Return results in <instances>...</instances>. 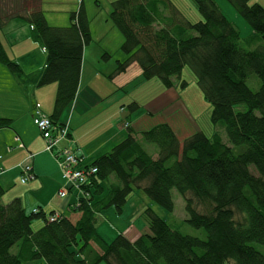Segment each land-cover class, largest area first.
I'll use <instances>...</instances> for the list:
<instances>
[{
  "label": "trees",
  "instance_id": "1",
  "mask_svg": "<svg viewBox=\"0 0 264 264\" xmlns=\"http://www.w3.org/2000/svg\"><path fill=\"white\" fill-rule=\"evenodd\" d=\"M0 1V33L11 20L21 19L31 27V40L47 54L42 69L26 74L9 57L0 37V64L25 87L57 84L52 115L35 105L33 120L45 143L35 123L38 110L51 120L55 135L68 129L66 138L49 153L55 156L59 150H72L63 144L71 138L68 118L79 91L84 51L92 42L84 0L71 13L67 27L49 25L40 9L41 0L32 4L23 0L27 6L22 9V0H16L18 5ZM227 1L253 30L252 39L245 40L262 41L254 49L241 47L240 29L215 0H193L203 18L196 23L171 0L114 1L110 20L124 37L122 51L127 58L118 61L109 78L137 65L143 82L157 78L172 89L174 78L181 80L184 68H190L212 107V124L225 129L233 146L219 133L209 137L196 131L182 139L165 121L140 132L129 129L123 141L91 164H84L81 157L83 168L97 172L88 175L77 190L69 189L64 181L63 189L69 192L62 199L70 195L75 199L66 214L46 212L42 207L29 211L20 198L3 204L5 190L0 184V264L41 260L47 264H264V254L256 247L264 246V6L251 4L252 0ZM28 5H32L29 12ZM105 56L109 60L110 55ZM252 75L260 81L256 90L248 84ZM186 85L181 82L182 87ZM242 104L247 110L237 111ZM139 108L137 103L130 104V114ZM12 126L11 118L0 116V130ZM139 137L157 147L156 156L147 152ZM31 155L29 160L34 158ZM59 156H55L57 162ZM23 167L25 184L35 174L32 168L33 178L23 182ZM135 189L169 212L174 211L172 191L177 190L186 204L187 223L204 229L207 238L175 230L148 208L151 234L132 241L118 234L106 242L98 233L99 215L112 207L122 215ZM57 213L60 217L51 221ZM69 213L79 214L78 220ZM37 219L43 225L34 230ZM15 246L18 250L13 253Z\"/></svg>",
  "mask_w": 264,
  "mask_h": 264
},
{
  "label": "rangeland",
  "instance_id": "2",
  "mask_svg": "<svg viewBox=\"0 0 264 264\" xmlns=\"http://www.w3.org/2000/svg\"><path fill=\"white\" fill-rule=\"evenodd\" d=\"M6 1L7 4L12 5H18V2L14 0V2L10 3L12 0H3ZM44 5V11L48 15L49 20L51 22V26H56L59 22V19H64L65 24H69V21L65 18V11L71 10L73 7L74 1L76 0H62L64 1L63 4H57L53 3L54 0H43ZM116 0H85V4L88 8L89 13V19L91 20V23L93 25L92 31V42L87 45L89 48L88 50V62L86 65V72H85V82H87L89 79L95 78L93 76L94 72L96 70H103L104 68L110 71V73L115 72L118 61H124V53L122 51V45L124 42V37L121 34V32L117 29V27L113 24V22L110 20V13L112 11V3ZM221 11L224 15L227 16L231 22H233L241 32V36L243 40L241 41V47L246 50H252L258 44L262 43V41H258L256 43L250 42L251 35L253 33V30L251 26L246 22V20L232 7V5L227 0H215ZM1 2V1H0ZM58 2V1H56ZM61 2V1H60ZM177 4H179V10L184 15L187 16L191 22L196 23L199 22V20H203L201 14L198 11V8L196 4L193 2V0H175ZM258 2L264 5V0H252L251 4ZM62 3V2H61ZM80 3V0L78 1ZM27 6V3H23V0L21 2L20 8L22 9L23 6ZM75 8V7H74ZM74 9H72L71 12H73ZM70 12V13H71ZM69 13V14H70ZM70 16V15H69ZM64 17V18H63ZM61 24L63 21H60ZM66 25V26H67ZM63 27V26H61ZM27 30L29 31V27L27 25ZM1 37V33H0ZM246 38H249V42L245 40ZM105 49L107 52H105ZM110 55V59L106 60L105 54ZM108 62H110L111 66H107ZM36 64V62H35ZM37 67L40 66L39 61V55L37 59ZM99 80L104 81L105 83H101V86L106 85L110 91H107V95L113 92L117 91V87L113 86L110 83V79H107L106 77L100 76L95 78L94 83L95 86H98ZM176 82V86L172 89H167L163 86L162 82L155 78L152 81L149 82L148 85L141 88L139 91L129 90L132 93L129 96H124V94L121 91H117V93L113 97H109L106 101H104V104H99L95 107H91L88 114H86L84 117L82 116L81 112L74 111L73 116V123L72 127L74 129H77L81 125H84L85 127L80 129L81 132L85 133V130L88 129L89 126H92L93 124H96L94 121H91L88 125L89 120L92 119V117H96L98 120L99 118H102L104 115H114V121L113 124L116 128H123L125 130L124 135H127L128 130L124 127V124L126 122V115L130 114L129 105L131 104V99L133 96L143 99L147 96H158L165 98V95L170 94V96L174 97L173 101L169 102L168 105H166V111L160 112V114H157L156 116L158 118L164 117L165 113H169L172 111H177L175 108L179 110L178 105H182L181 107L185 110L186 117L190 121V125L192 126L191 132L194 133L196 131H203L207 136L212 137L215 133H219L223 141L229 145L233 146L228 139V136L226 134V131L221 126H215L211 122V112L212 107L211 105L205 100V97L203 95L202 90L197 84L196 78L193 74V72L190 70V68L185 67L182 73L181 80L174 78ZM185 81L187 82V85L185 87L181 86V82ZM139 83V82H138ZM140 84V83H139ZM249 86L256 90L260 86V81L256 77V75H252L248 79ZM23 86V84L20 82L18 77L13 74L7 67L0 64V114H8L12 115L14 112L13 104L16 102L14 100L15 97H13L12 90L14 93H17V90H19ZM139 86V85H137ZM96 88V87H95ZM112 89V90H111ZM5 90V91H4ZM124 96V97H123ZM121 97H123L121 99ZM13 103V104H12ZM108 104V105H107ZM143 105V104H141ZM42 107V106H41ZM122 108H126V112H121ZM43 109V108H42ZM140 110V108H139ZM137 110V111H139ZM247 110V106L242 104L237 106V111H245ZM136 111V112H137ZM143 111V110H142ZM194 120L195 123L192 121ZM26 126V129L28 126ZM128 128V127H127ZM101 131H96L92 133L93 135H90L84 139L82 144L87 143L88 141L94 140L98 134ZM6 133L2 131L0 133V142L2 140H9V146L0 147V157L1 158H8V154H13L14 160L18 159L19 154L21 153L19 151L20 148L16 151V145L17 143L12 141V131H8L6 134L7 136L4 138H1L3 134ZM79 131L77 132V134ZM183 135H186V132H184ZM141 139V143L144 144V147L146 148L147 152L151 154L152 156H156V150L157 147L153 144L146 143L142 137H139ZM116 142H120L119 139ZM117 143V144H118ZM12 147V151H8V148L10 149ZM6 148V149H5ZM21 150V149H20ZM81 157V156H80ZM4 162L0 160V163ZM252 171H255L254 168H251ZM49 170H52V166L49 165ZM6 181L10 182L11 179L13 180L11 183L12 190L9 192H23L24 190L28 189L27 185L24 186L21 184V177L22 172L17 171L14 173H11V171L6 170ZM16 173H19V175L16 176ZM8 198L2 199L3 201L9 200L10 194H7ZM172 197L174 201V211L169 212L163 207L157 205L153 201H151L146 194L140 190L135 189L133 195L129 199L127 205L124 207L123 211L125 213L124 216H121L117 213L116 209L114 207L109 208L105 211H103L98 218V233L101 235V237L106 242H112L116 236L119 234L118 231H122L125 235L129 236L130 239H135L134 232H140L139 234H151L150 230V223L149 218L146 214V210L148 208H151L158 216L163 218L170 224L172 228L175 230H179L185 235H191L195 236L201 239L207 238V233L204 229H196L189 225L187 223V219L189 218L187 211H186V204L181 196V194L177 190L172 191ZM62 199V198H59ZM75 200V199H74ZM2 201V202H3ZM201 210V209H200ZM205 210V209H204ZM203 209L201 211H204ZM58 214V213H57ZM60 216V214H59ZM69 217L72 216L71 213L68 215ZM76 217H79V214L75 213V216L73 220L76 219ZM42 220L37 219L33 222V229L38 230L42 226ZM121 233V234H122ZM256 247L259 251H261L264 254V246L256 244ZM18 250V247L15 246L12 249L13 253H16ZM22 264H47L45 260L42 261H35L33 263H22ZM226 264H233L232 261H228Z\"/></svg>",
  "mask_w": 264,
  "mask_h": 264
},
{
  "label": "crops",
  "instance_id": "3",
  "mask_svg": "<svg viewBox=\"0 0 264 264\" xmlns=\"http://www.w3.org/2000/svg\"><path fill=\"white\" fill-rule=\"evenodd\" d=\"M32 1L33 0H27V3L32 4ZM64 1L54 0L53 3L63 4ZM78 1L79 0H76V2L74 1L73 3V12L76 11L79 7ZM171 1L179 8V4H177L175 0ZM43 2L44 1L41 0L40 9L44 12L49 25H52L48 15L44 11ZM85 8L88 13V8L86 4ZM25 9L29 12L32 9V5H28V7H26ZM72 9L65 11V15H63L65 16L67 21H69L68 25L65 24L66 21L64 19H59V22H57L58 24L53 27L69 26L71 24L69 15H71ZM60 21H63V23L61 24ZM89 21L91 35L93 36V25L90 19ZM27 25L28 24L21 19L11 20L1 31V40L9 57L21 66L24 73L30 74L42 69L45 66L47 54L43 48H41L39 45H37L31 40V27L28 25V31ZM88 50L89 48L86 47L84 51L83 68L79 91L76 97L75 105L70 113L72 116L74 111L78 110V112H81L82 116L84 117L86 114H88L91 107H95L99 104H104V101H106L109 97H113L118 90L121 91L124 96H129L132 93L129 90L137 92L141 90V88L149 84L150 81H142V72L137 65L131 66V68L126 73H123L112 79H110L109 77L114 72L110 73V71L105 68L103 70H96L93 74L95 78L103 76L107 79H110V83L113 86L118 85L117 91L113 92V90L111 89L112 93L106 96L108 93L107 91H110V89L106 85L101 86L102 82L105 83L104 81L98 79V86H95V78L89 79L87 82H85V70L88 62ZM105 52L108 53L106 49ZM38 55L41 67H37ZM126 58L127 56L124 55V59ZM107 66H111L110 62H108ZM57 88V84H51L38 89H34L32 85L28 87L21 86V88L17 90V93L19 94L14 93V91L12 90L13 97H15V95L17 96L14 98L16 102L14 104L12 103V109L14 110V113L12 115L0 114L1 117H7L13 120L12 128L0 130V133L2 131L6 133L8 131H12V141L14 143H17L15 149L16 151L18 150V148L21 149H19L21 153L19 154V157L16 160H14V153L8 154V158L6 159L0 157V160L4 161L0 163V184L5 190V194L2 199L8 198L7 194H10L9 200L3 201L1 199V202L3 201V204L10 203L14 199L20 198L23 201V204L26 209L29 211L34 210L38 207H42V209H44L46 212L57 211L62 214H66L69 211V205L74 202V197L72 195L68 196L66 199H59V191L62 190L64 186H66L62 178L61 169L59 167V163L55 159V156L46 151V143L42 138L39 130L35 126L33 120L35 113V105H39L41 110L46 115H52L54 110L55 97L57 94ZM123 97H121V99ZM173 99L174 97L170 96V94L165 95V98L158 96H147L143 99H140L133 96L131 99V104L137 103L140 107V110L133 114L126 115V122L130 126L127 129V127H125L126 124H124V127L128 131L129 129H132L135 132H140L142 130L150 129L153 126L165 121L174 127L179 137H181L182 139L186 138L187 136L192 134V126L190 125V121L186 117V113L184 112L185 108L183 109L181 107L182 105H178L179 110L175 108L177 110L175 112L172 111L169 113H165L164 117L158 118L156 116L157 114H160V112L166 111V105H168L169 102L173 101ZM126 110V108H122L121 112L125 113ZM71 115L68 118V123L71 129V138L68 142L64 143L63 145L71 148L76 152V154L83 157L84 164L89 165L100 156L109 153L117 145L118 142L116 141H118V139L121 142L128 135V133L127 135H124L125 130L123 128L119 129L115 127V125L113 124L114 115H104L98 120H96V117H92V119L89 120L86 125H88L91 121H94L96 124L89 126L88 129L85 130V133L80 131V129L83 130V128L85 127L84 125H81L77 129H74L72 127L73 117H71ZM61 122L65 123L66 120H61ZM192 122L195 123L194 120ZM24 124L28 126L27 129ZM78 131L79 133L77 134ZM96 131L101 132L94 140L82 144L86 137L93 135L92 133ZM184 132H186V135H183ZM6 133H4L1 138H5L7 136ZM9 143V140L1 139L0 147H5L8 144L6 146L7 148L9 146ZM12 150V147H10V149L8 148L9 152ZM29 154H33L34 158L32 160H29ZM26 164L32 166L33 172L35 174V179L25 184H23L21 181L22 185H27L28 187V189L24 190L23 192H9L12 190L11 183L13 180L11 179L10 182L6 181L5 175L8 174L6 173V170L11 171V173L17 172L19 170L21 172L22 166H25ZM49 165L52 166V170H49ZM17 175H19V173H16V176ZM124 215L125 213L123 211V214L121 216ZM72 216L74 217L75 215L72 214ZM72 216L70 218H72ZM78 218L79 217H76L77 220ZM118 233L121 234L122 231H118ZM139 233V231L134 232L135 239H130L128 238L129 236L125 235L124 233L122 234H124L128 239L132 241L136 240L142 235H140Z\"/></svg>",
  "mask_w": 264,
  "mask_h": 264
},
{
  "label": "built area",
  "instance_id": "4",
  "mask_svg": "<svg viewBox=\"0 0 264 264\" xmlns=\"http://www.w3.org/2000/svg\"><path fill=\"white\" fill-rule=\"evenodd\" d=\"M37 117L35 123L43 131L44 138L46 140V151L53 152L54 148L68 135V129L63 128L59 132V135H55L54 132L57 130L52 124L51 120L43 115L40 110L36 113ZM60 155L58 158L59 167L61 169L62 178L66 182V185L71 190L80 189L86 182L88 175L97 172L96 168L86 170L80 164L82 163V158L73 152L70 149H65L63 151L59 150L58 153H55V156ZM32 158L30 155L29 159ZM25 171L26 178L23 179L25 182L28 179L33 178L32 167L29 164H26L23 167ZM69 189H63L59 192V198H63L69 192ZM59 214H55L51 218V221H55L59 218Z\"/></svg>",
  "mask_w": 264,
  "mask_h": 264
}]
</instances>
